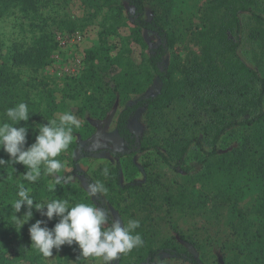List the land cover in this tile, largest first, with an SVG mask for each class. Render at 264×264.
Returning <instances> with one entry per match:
<instances>
[{
  "label": "rangeland",
  "instance_id": "obj_1",
  "mask_svg": "<svg viewBox=\"0 0 264 264\" xmlns=\"http://www.w3.org/2000/svg\"><path fill=\"white\" fill-rule=\"evenodd\" d=\"M212 1L147 0L145 19L151 20L155 11H161L167 30L176 38L164 64L173 70L178 83L190 84L198 76L197 64L203 61L202 52L221 19V11L214 8ZM249 1L264 14V0ZM24 6L23 0H0V64H10L16 43L30 46L48 36L53 48L44 68L35 71L27 65L8 72L7 88L2 86L7 92L2 99L6 103L0 101V123H12L4 115L10 105H28L29 120L17 125L29 129L25 149L38 135L33 129L53 119L59 123L65 112L75 115L78 127H73L68 150L56 157L64 163L56 174L63 177V184L56 185L55 176L43 174L37 181L28 182L23 178L26 167L22 164L0 167V264H105L102 258H79L76 244L64 245L59 251L53 249L52 257L44 258L31 248L30 239L22 240L37 220L45 221L51 229L58 218L48 221L33 209L32 219L21 229L14 222L11 205L18 198V185L29 189L37 203L52 199L91 203L83 175L105 185L107 193L94 198V202L110 208L112 218L124 225L129 219L140 222L133 234L141 235L142 245L125 253L123 261L118 257L112 264H145L149 248H156L171 237L203 264H264V217L259 211L264 180L256 174L252 162L264 153V123L235 128L224 135L217 146L222 161L220 156H207L208 148L198 147L174 168L178 160L169 164L161 156L162 153L172 159L171 147L162 143L167 134L163 129L149 127L148 120L153 115L148 117L144 110H139L130 121V129L140 144L156 145L126 155L127 148L117 134V119L125 105L154 97L160 91L158 79L146 84L149 67L145 60L158 45L157 37L144 30L145 47L133 42V10L124 0H38L27 11ZM244 23L247 28L240 54L264 77V41L250 36L257 29L251 15L245 16ZM88 51L95 54L93 61L86 59ZM132 73L136 82H129L123 90L119 85L122 76ZM191 107L188 102H179L175 111H166L164 117L173 122L181 114L193 113ZM199 111L205 113L203 108ZM205 119L193 118L190 123ZM240 149L249 153V166L232 164L228 158ZM0 159L11 158L0 150ZM105 167L109 169L107 177L101 174ZM34 194L42 196L37 198ZM24 214V207L16 213L19 218ZM22 245V254L32 260L12 262L14 251L20 253ZM256 255L261 257L258 262ZM156 260L157 264H188L170 254H161Z\"/></svg>",
  "mask_w": 264,
  "mask_h": 264
},
{
  "label": "trees",
  "instance_id": "obj_2",
  "mask_svg": "<svg viewBox=\"0 0 264 264\" xmlns=\"http://www.w3.org/2000/svg\"><path fill=\"white\" fill-rule=\"evenodd\" d=\"M23 1L26 5L23 10L26 11L30 10L31 7L34 8L38 2V0ZM124 1L133 10V42L145 47L142 38L144 30L153 33L158 39V45L145 60V64L149 67L148 83L146 84H151L154 79H158L161 85L156 96L146 97L134 104L125 105L119 114L116 129L119 138L127 148L126 155L143 152L156 145L146 142L142 143L145 146H141L139 138L130 129V121L139 110H144L148 117L153 115V118L148 120L149 127H154L158 131L163 129V132L167 134V138L162 139V143L166 147H171L170 156L172 159L162 153L161 156L164 162L169 164L173 160L174 162L178 160L174 168L182 163L183 157L190 150H198V147L201 150L208 148V151L206 150L207 156L211 158L220 156L217 154V146L224 135L235 128L258 127L264 123V77L250 67L240 54L242 38L247 28L244 23L247 14L251 15L257 25L256 31H252L250 36L253 39L264 41V14L257 11L249 0L212 1L214 8L221 11V19L211 31L209 45L202 52L203 61L197 64L198 76L190 84L185 81L178 83L173 70L164 64L165 57L174 49L176 44L175 36L166 28L164 14L161 11H155L152 19L146 20L147 0ZM51 42L52 39L46 36V39L35 40L30 46H25L24 43L14 44L11 50L10 64H0L1 102L7 92L3 90V87L7 88L5 80L10 77L9 73H11L12 68L27 65L35 71L44 68L49 64L48 59L53 48ZM94 57L95 54L92 51L86 53L88 61H93ZM129 82H136L135 74H124L119 85L124 90ZM179 102H188L192 106L191 111L193 113L189 115L183 113L184 115L175 117L171 122L164 117L165 112H174L175 105ZM2 103L5 104L6 101ZM12 106L14 105L12 104ZM201 108L205 111L204 114L202 112L199 114ZM158 116L160 117L156 120ZM201 117L206 118L205 121L190 123L191 119ZM196 132L202 136H198ZM245 150L234 151V155L228 157L232 164L240 167L249 166V153ZM222 160L220 156L219 161ZM252 162L256 174L264 180V153ZM74 171L76 174H81L77 173L76 169ZM83 176L88 184L92 182L90 177ZM41 196V194H34V197L37 198ZM259 211L264 217V199L259 205ZM177 233L179 238L184 240L180 231ZM27 239H30L29 235H22V240ZM250 239L256 240L253 237ZM262 244L264 246V242ZM23 245L20 253L14 251L12 262L22 258L24 263H27V260H32L29 255L22 254ZM161 254H170L188 264H203L187 248L180 245L174 237L167 238L156 248H149L146 253L145 264H157L156 259ZM263 256L264 252L262 253ZM124 257L125 254H121L120 261H123ZM260 258L258 255L254 257L257 262ZM243 264L247 263L244 262Z\"/></svg>",
  "mask_w": 264,
  "mask_h": 264
},
{
  "label": "clouds",
  "instance_id": "obj_3",
  "mask_svg": "<svg viewBox=\"0 0 264 264\" xmlns=\"http://www.w3.org/2000/svg\"><path fill=\"white\" fill-rule=\"evenodd\" d=\"M4 115L12 123H0V150L11 159H0V167L22 164L26 167L23 178L28 182L37 181L43 174L55 176L56 185L63 184V177L56 174L64 168V163L56 157L68 150L73 141V127H78L75 115L65 112L60 116L59 123L53 119L45 125H38L33 129L38 131L35 142L27 149L25 145L29 129L17 125L29 120L28 105L21 102L6 109ZM101 174L107 177L109 169L103 168ZM85 191L92 197L91 203L72 204L66 199L37 203L29 189L18 185V198L11 206L15 214L14 222L20 229L32 219L33 209L48 221L58 218L51 229L43 220H37L29 228L31 248L38 250L42 257L51 258L53 249L59 251L64 245L76 244L80 250L79 258H102L105 264H112L121 254L142 245L141 235L133 234L140 227L138 220L129 219L124 225L122 221L112 218L110 208L100 206L96 200L94 202V198L108 191L101 181L90 182ZM22 207L25 208V214L19 218L16 213H20Z\"/></svg>",
  "mask_w": 264,
  "mask_h": 264
}]
</instances>
